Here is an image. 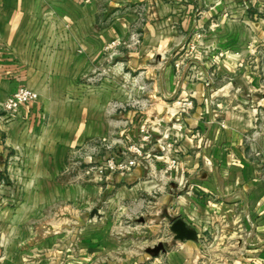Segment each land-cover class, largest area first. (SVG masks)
Wrapping results in <instances>:
<instances>
[{
  "label": "crops",
  "instance_id": "obj_1",
  "mask_svg": "<svg viewBox=\"0 0 264 264\" xmlns=\"http://www.w3.org/2000/svg\"><path fill=\"white\" fill-rule=\"evenodd\" d=\"M259 59L264 0H0V264H264V75L250 65ZM103 70L145 83L144 106L111 118L108 105L93 110L115 146L148 132L145 167L69 187L56 180L78 141L42 120L64 98L53 111L89 127V108L72 98ZM18 87L37 100L9 115L2 107ZM57 203L81 206L87 222L57 223ZM176 218L196 242L173 239Z\"/></svg>",
  "mask_w": 264,
  "mask_h": 264
},
{
  "label": "rangeland",
  "instance_id": "obj_2",
  "mask_svg": "<svg viewBox=\"0 0 264 264\" xmlns=\"http://www.w3.org/2000/svg\"><path fill=\"white\" fill-rule=\"evenodd\" d=\"M199 40V39H198ZM111 61H108L105 63V65H108V68H112L114 66V63L112 61V58H110ZM251 65V71L254 73H258L260 75H264V61L261 62L259 59L257 62H252ZM131 81L128 83V80H124L121 78H117V76L110 74L108 70H103L102 72H97V73H91L87 79L82 80L81 82V87L84 89V93L81 97L77 98H72V101H77L83 102L82 105L87 106L89 109L87 115H88V125L89 127H85L84 129L75 128L72 126L71 128L69 127L70 123L66 122L65 123V118H64V113L58 111L54 112L53 108H56L57 106L60 105V101H64V98H54V101H56V104L52 106V112H51V120H49L50 115L45 113V116L43 117L44 124H51L53 126L51 130H54L55 135L57 139H69L71 138L72 142H77V144L73 145L72 148L68 150V153H71V157L73 158L72 160L68 159V162L65 163V165L60 169L58 175H57V182H64L67 186H79V185H86L89 184L92 180L91 175L81 177L80 174H83L86 168L88 166L84 165L80 159V154L86 153V147H93L92 144L96 140H101L104 139V135H102L103 130L99 127H96L93 124V120L95 118L96 112L93 111L94 108L97 105H108L109 109H111V113H108L107 117L111 118L114 114L115 111L117 110H127L128 107L127 105L129 104H135L136 107H141L146 104L145 98H144V90H145V83L140 80L139 76L137 74H132L131 76ZM263 86H264V77H263ZM133 82V83H132ZM105 88L106 93H101V90ZM116 89L120 90V92H123L125 97H121V100H119L116 96H112L111 92L109 90ZM100 90V92H99ZM133 90L135 91V95L130 96V100H128L129 97L128 94ZM37 100V97H36ZM35 100V102H36ZM67 102H72L70 101V98H66ZM130 102V103H129ZM74 104V103H73ZM91 110V111H90ZM113 110V111H112ZM78 116V114H76ZM70 114L68 113V118ZM92 120V121H91ZM92 122V123H90ZM144 129L143 127H141ZM138 134L139 135V131ZM108 136V135H107ZM106 136V137H107ZM116 139V138H115ZM118 139V138H117ZM139 139V136L136 138L135 142L133 145L137 144V141ZM80 141V142H79ZM107 145H112V143H108L107 139L104 142ZM121 145H113V148L116 149L118 153H121L122 151L125 150L126 147L122 148L120 147ZM105 152H101L96 156L97 159L101 158L102 156L104 157ZM90 154V152H89ZM20 159L17 161V165H23V162L21 160V156H18ZM14 162V161H13ZM21 165V166H22ZM66 168V170H65ZM81 177V178H80ZM9 183V182H8ZM6 183L5 186L10 187V192H16V189L14 188V183L8 184ZM9 199V208H15L16 206V198H11V196L8 198ZM67 206V205H66ZM78 206V207H77ZM76 207L73 206L70 210H64V206L62 204L57 203L56 208H55V217L57 220V223L59 221H68L72 222V226L74 227H81L84 222V219H86V214L87 211L81 206L77 205ZM79 220L78 226L75 225L76 220ZM82 223V224H81ZM61 226V225H60ZM59 226V227H60Z\"/></svg>",
  "mask_w": 264,
  "mask_h": 264
},
{
  "label": "built area",
  "instance_id": "obj_3",
  "mask_svg": "<svg viewBox=\"0 0 264 264\" xmlns=\"http://www.w3.org/2000/svg\"><path fill=\"white\" fill-rule=\"evenodd\" d=\"M197 39L201 40V36L197 35ZM120 46V41H113L106 46L105 51L108 54V57L113 58L119 51ZM194 47L195 45H191L190 50H194ZM221 56H223V54H220V57ZM35 100L36 96L31 90L26 87H18L6 99L2 108L7 114L13 115L16 114L21 107L29 105L35 102ZM182 107L191 109V101L184 102ZM139 134L137 144H132L126 147L121 153H118L116 149L113 148V144H105V139L96 140L92 144V146H94L91 148L87 146L86 153L83 155L80 154V161L88 166V168H86L80 176L85 177L91 175L93 181H101L109 174L127 173L135 167H145V158L148 156V143L150 141V136L148 132L142 128L140 129ZM102 151L105 152L104 157L102 156L97 159L96 156Z\"/></svg>",
  "mask_w": 264,
  "mask_h": 264
},
{
  "label": "water",
  "instance_id": "obj_4",
  "mask_svg": "<svg viewBox=\"0 0 264 264\" xmlns=\"http://www.w3.org/2000/svg\"><path fill=\"white\" fill-rule=\"evenodd\" d=\"M99 213L97 210H92L90 212V217H98ZM169 231L173 235V239L175 241L180 242H196L198 240V235L195 229L188 226L182 219L176 218L169 225ZM164 246L162 244H158L153 248V253L158 254L163 252Z\"/></svg>",
  "mask_w": 264,
  "mask_h": 264
}]
</instances>
